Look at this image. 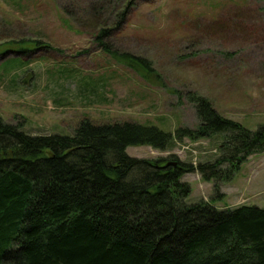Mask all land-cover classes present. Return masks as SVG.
<instances>
[{
	"label": "rangeland",
	"instance_id": "rangeland-1",
	"mask_svg": "<svg viewBox=\"0 0 264 264\" xmlns=\"http://www.w3.org/2000/svg\"><path fill=\"white\" fill-rule=\"evenodd\" d=\"M127 1L99 12L96 0H0V118L30 135L71 136L83 119L173 134L198 126L189 99L196 94L247 130L264 126V0H132L126 21L97 39ZM123 54L149 68L128 66ZM221 140L184 138L172 149L127 147L126 154L196 165L215 160ZM182 181L188 204L264 208V152L218 182L220 198L197 173Z\"/></svg>",
	"mask_w": 264,
	"mask_h": 264
},
{
	"label": "trees",
	"instance_id": "trees-1",
	"mask_svg": "<svg viewBox=\"0 0 264 264\" xmlns=\"http://www.w3.org/2000/svg\"><path fill=\"white\" fill-rule=\"evenodd\" d=\"M96 1L99 12L115 3ZM132 4L97 39L119 28ZM121 59L149 68L140 57ZM189 99L199 124L173 134L136 122L83 119L71 136L30 135L0 118V264H264V208L188 204L190 186L182 181L197 173L220 198L218 182L264 152V126L247 130L207 99ZM213 136L222 139L218 157L196 165L175 155L126 154L127 147L167 150L184 138Z\"/></svg>",
	"mask_w": 264,
	"mask_h": 264
}]
</instances>
